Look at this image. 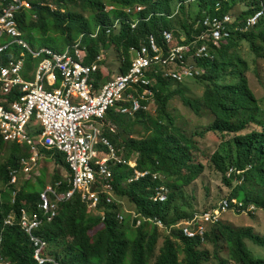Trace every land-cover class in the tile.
<instances>
[{"label":"trees","instance_id":"1","mask_svg":"<svg viewBox=\"0 0 264 264\" xmlns=\"http://www.w3.org/2000/svg\"><path fill=\"white\" fill-rule=\"evenodd\" d=\"M176 1L29 0V8L18 14L17 19L24 36L32 45L62 50L81 34L93 32L96 27L102 25H110L118 17H126L121 29L112 30L110 34H107L106 28L109 26L102 27L97 39L86 37L83 41L88 51V57L85 60L87 64H91L102 51L106 52L115 48L121 54L119 71L125 73L131 66V47H139L146 41L148 35L154 34L158 43L165 49H168L170 45H166L162 38L164 30L173 32L172 44L181 42L183 34H179L177 30L179 18L185 19L182 23L183 31L187 34L188 40H191L194 35L204 30L202 27L194 30L197 23L204 18L203 9H206L207 15L212 16L235 11L234 17L238 20L236 26L240 27L241 23L255 12L259 4V0H230V4L226 2L223 10L216 13L214 5L208 6L205 2L201 11L196 14L188 10L183 3L184 0H179L180 3L175 10ZM137 4L146 6L140 15L145 20H142L133 30L127 23L129 17L125 15L124 9ZM106 6H114L115 9L107 12ZM177 10L176 16L169 18ZM48 41H51V44H48ZM257 41L264 44V19L248 32L233 31L230 39L222 41L220 47L212 51L216 54L213 61L199 62V66L205 69V74L201 77L176 83L163 78L162 67H154L156 73H152L150 78L155 94L156 129L152 136L140 141L129 136L128 141L119 143L121 137L118 134L112 135L106 131L105 135L118 149H123L121 152L126 158L134 154L138 155V169H149L153 173L160 172L172 182H163V180L161 182L146 177L127 184L126 180L132 171L127 166H117L113 174L118 199L127 198L135 205L139 213L147 217H158L167 226L175 225L181 219H187L193 215L167 219L173 204L177 202L179 191L182 187H187L194 182L203 169V166L192 156L193 150L199 151L198 146L177 126L176 119L168 112V106L176 96H183L181 87L195 81L203 87L204 93L201 99L195 102L184 97L185 106L196 113H199L202 108L214 118V122L205 130L206 133L197 135L203 137L208 133H218L224 138L230 137L227 143L229 151L221 146L211 157L212 165L227 185L231 186L235 181L236 186L241 185L227 198H239L247 205L254 203L258 206V210H264V193L250 196L247 194L246 186H243L244 183L237 184V181H244L251 177L264 189V125L259 126L260 131L244 134L253 123V115L248 121L235 122L239 113H251L257 110L258 100L246 77L247 64L234 55L233 51L243 42L255 44ZM9 57L10 55L1 54L0 63H4ZM31 61L27 60V66L30 69ZM107 79L102 72L93 74L95 88H99ZM12 98L14 96H11ZM145 114L148 113L140 112L130 118L110 109L106 120L116 125L118 130L121 128L129 130L127 124H130V120ZM6 146L10 150L9 154L5 161H0L1 252L11 261V264H36L33 258L34 250L27 234L17 223L7 225L4 221L10 213L18 215L23 206L28 209H37L40 193L47 183L35 187L32 182L23 180L16 200L13 202L14 185L9 184L10 170L15 167L20 168L22 157L30 156L32 150L28 145L4 142L0 139V149ZM42 152H45L55 163L63 165L68 171V175L65 176L56 174L51 182L61 180L59 190L68 191L71 188V171L64 153L50 149H42ZM231 168H235L236 171L228 177ZM162 183L170 189L171 193L169 192L166 202L154 203L150 199L151 195ZM122 208L123 206L116 202L108 205L104 210L105 219L103 220L88 208L79 195H76L60 205L58 216L51 223L45 224L39 234L48 241L51 254L61 264H205L212 258L219 264H228L229 261L235 264H264V258H256L245 242L248 239L264 247V236L255 232L253 227L236 228L232 224L223 222L224 218L220 223L208 228L206 241L203 243L199 239H188L179 231L168 235L154 262H151L160 239L161 229L150 222H145L139 228L133 227L129 220L120 222L117 215ZM222 240L228 248L229 260L222 259L219 255L218 242ZM206 243L212 244L215 249L214 254L205 248ZM61 248H63V254H58L57 251Z\"/></svg>","mask_w":264,"mask_h":264},{"label":"built area","instance_id":"2","mask_svg":"<svg viewBox=\"0 0 264 264\" xmlns=\"http://www.w3.org/2000/svg\"><path fill=\"white\" fill-rule=\"evenodd\" d=\"M222 1L227 0L216 3L217 12L222 8ZM26 7H29L27 0H0V55H10L7 61L0 63V139L28 145L32 150L29 157L22 158L20 168L10 170L9 184L14 185L12 201L15 202L19 190L18 173L22 171L30 175L43 156L42 149L64 153L71 171L68 191L59 190L61 180L48 183L40 193L37 209L23 206L18 215L10 213L5 218V224L17 223L28 235L36 264H61L51 255L49 243L39 231L57 217L62 203L76 195L103 220L105 208L116 202L123 206L117 215L120 222L130 217L136 228L145 222L168 231L177 228L184 237L199 239L202 243L206 241L208 228L218 224L227 213H256L257 205H247L239 198H226L216 208L197 212L189 219L167 227L158 217H145L124 208L125 204L118 199L114 187L113 169L116 166H129L132 173L127 184L146 177L161 180L162 175L149 169H138L136 158L126 159L120 155L105 132L117 134L116 126L106 120L110 109L125 117H134L155 107L150 78L156 73L154 67H162L163 78L176 83L203 76L205 69L199 66V62L213 61L215 55L212 51L218 49L222 41L230 39L233 31L247 32L264 19V0H259L254 14L240 27L236 26L238 20L231 15H209L194 29L202 27V33L194 35L191 40L182 36L177 44H172L173 32L164 30L162 38L166 45H170L168 49L158 43L154 34L148 35L139 47H131L128 71L113 76L97 89L93 74L102 70L105 56L97 55L91 64H86L87 55L81 48V39L63 51L33 47L23 36L16 18V13ZM144 10L141 5L125 9L130 19L127 22L133 30L145 20L140 16ZM121 20L107 27V34L118 28ZM98 32L91 36L96 37ZM28 59L32 60L31 69L27 66ZM235 171L231 168L228 177ZM150 199L154 203L166 202L167 188L157 186ZM1 241L2 236L0 264H11L1 252Z\"/></svg>","mask_w":264,"mask_h":264},{"label":"rangeland","instance_id":"3","mask_svg":"<svg viewBox=\"0 0 264 264\" xmlns=\"http://www.w3.org/2000/svg\"><path fill=\"white\" fill-rule=\"evenodd\" d=\"M179 3V0L174 3L175 10L177 9ZM191 4L193 3H189L188 5ZM178 20L177 30L179 34H183L184 31L182 23L185 21V19L181 20V18H179ZM47 43L51 44V41H48ZM104 54L106 57L105 66L108 68V72H105V75L109 79L113 75H116L120 72L119 67L121 54L118 53L115 48L106 51ZM233 54L241 58V60L245 61L247 64L246 77L249 81L251 90L258 100L257 110L252 111L251 113H239L235 119V122L238 123L239 121H248L250 116L253 115V123L247 128L244 134L252 131H260L261 129L259 126L264 125V44L259 41H257L255 44L243 42L240 44L239 48L233 51ZM180 89L183 91V96L178 95L173 100H171L168 106V112L176 119L177 126L198 146L199 151L195 152L193 150L192 156L195 161H197V163L203 166V169L199 177L194 182H192L187 187H182V189L179 191L177 202L173 204L172 210L167 217L168 220L174 219L176 217L179 218V216L185 217L197 212L211 210L216 205H219L222 200L229 197L234 190L241 186H236V181L233 182L231 186L227 185L225 181H223L221 174L211 163V157L213 153H215L221 146L222 148L225 147L228 150L229 144L227 143L230 137L224 138L218 133H208L203 137L198 136V133H206L205 130L214 122V118L202 108H200L199 113H196L193 109L186 107L184 104V97L194 102L199 101L204 93L203 87L199 83L192 81L186 83ZM129 123L130 124H127L129 130L125 128L118 130V135L121 137L119 143L128 141L129 136L138 141L151 137L156 129V106L153 107L148 114L141 115L135 120H130ZM114 146L116 149H118L116 145ZM122 150V148L119 149V151ZM9 151L10 150L7 146L0 149V161L6 160ZM45 156L46 157L38 161L36 169H34L30 175L22 171L18 173V186H21L23 180H25L32 182L35 187H39L41 184L51 183L54 180L56 174H61L62 176L68 175V171L63 165L55 163L46 153ZM133 157L137 158L138 155L134 154ZM162 180L163 182L168 181L164 175H162V179L159 181L162 182ZM168 182H172V180ZM242 183H244L243 186H246L247 194L250 196H258L264 193V189L258 186L251 177L247 178V180L240 181L237 184ZM160 185H163L167 188L168 195L169 192L171 193L170 189L164 183ZM122 201L125 204L124 208L138 212L135 205L130 203L127 198L123 199ZM174 206H176L177 209ZM183 220H186V218L181 219V221ZM129 221L131 222V218ZM231 221L233 223H230ZM223 222L232 224L236 226V228L253 227L255 232L264 236V210L262 209L258 210L256 214L250 215L228 213L224 216ZM177 231L178 230H171L167 233L163 230L159 231L160 239L156 245L154 257L152 258L151 262H154L155 257H157L159 254L166 237L172 233H176ZM245 242L248 249L254 254L256 258H264V247H261L248 239H246ZM218 244V247L220 248V257L222 259L229 260V251L226 243L222 240L219 241ZM205 248H208L210 253L214 254L215 249L211 243H206ZM57 252L58 254H63V248L58 249ZM205 264H219V262L212 258L211 261ZM228 264L235 263L233 261H229Z\"/></svg>","mask_w":264,"mask_h":264},{"label":"clouds","instance_id":"4","mask_svg":"<svg viewBox=\"0 0 264 264\" xmlns=\"http://www.w3.org/2000/svg\"><path fill=\"white\" fill-rule=\"evenodd\" d=\"M27 1H29V0H27ZM220 0H213V1H207V0H184L183 1V3L184 4H186V6L187 7H190L191 5H194V6H196L197 7V11L195 12L196 14L199 12V11H201V9H202V5H204L205 4V2L206 3H208V6H210V4H213L214 6V10H215V12L216 13H220L222 10H223V8L225 7V3L226 2H230V0H227V1H222L223 3V5H222V8H221V10L220 11H216V3L217 2H219ZM189 3H193V4H191V5H188ZM195 3V4H194ZM230 4V3H229ZM28 5H29V2H28ZM138 5V4H137ZM134 6H136V5H134ZM141 6H143V5H141ZM128 7H133V6H128ZM127 7V8H128ZM145 7V9H146V6H144ZM27 8H29V7H26V8H24L23 10H21V11H19V12H17L16 13V18H18V14H20L21 12H23L24 10H26ZM113 9H115V7L114 6H106V8H105V11H111V10H113ZM126 9V8H125ZM125 9H124V12H125ZM143 12V11H142ZM141 12V13H142ZM203 15H204V18L206 17V16H209V15H207V11H206V9H203ZM178 13V10L173 14V15H171V16H169V18H173V17H175L176 16V14ZM254 14V13H253ZM125 15H127L126 14V12H125ZM225 15H231L234 19H237V18H235L234 16H235V11H231V12H228V13H226V14H224V15H218V16H225ZM194 16H196V15H194ZM210 16H212V15H210ZM36 17V16H35ZM250 17V16H249ZM203 18V19H204ZM122 19V20H121ZM125 19H126V17H118V18H116L115 20H114V22H112V24H110V25H102V26H99V27H96V29L93 31V32H91V33H88V34H81L79 37H78V39L77 40H75L72 44H74L75 42H77L78 40H80L81 39V48L82 49H84L85 50V53H86V55H87V57H88V51H87V47L86 46H84V44H83V41H84V39L87 37V38H90L91 37V39H96L97 37H98V35L96 36V37H92L91 35H93V34H95L98 30H99V32H100V29L102 28V27H106V26H109V27H111L112 25H114L115 24V22H117L118 20H121L120 21V25H119V27L118 28H116V29H121L122 28V26H123V23H124V21H125ZM248 18H246V20H247ZM128 20H130V19H128ZM246 20H244L243 21V23H245L246 22ZM202 21V20H201ZM17 22H18V19H17ZM128 23V22H127ZM129 24V23H128ZM130 25V24H129ZM139 25V24H138ZM18 26H19V23H18ZM131 26V25H130ZM20 28V27H19ZM116 29H113V30H116ZM132 29V28H131ZM242 29H244V26H242ZM21 30V29H20ZM135 30V29H134ZM22 31V30H21ZM170 31V30H169ZM250 31V30H249ZM23 32V31H22ZM99 32H98V34H99ZM164 32V31H163ZM162 32V33H163ZM248 32V31H247ZM242 33H245V32H242ZM23 36H24V32H23ZM182 36H187V34H185V33H183V35ZM181 36V37H182ZM25 37V36H24ZM26 38V37H25ZM28 41V40H27ZM29 42V41H28ZM30 43V42H29ZM31 44V43H30ZM72 44H70V45H72ZM32 45V44H31ZM33 47H38V48H41V47H47V46H41V47H39V46H34V45H32ZM69 46V45H68ZM68 46H66L64 49H62V50H55V51H63V50H65ZM48 48H51V47H48ZM51 49H53V48H51ZM54 50V49H53ZM105 51H102L100 54H103L104 56H105ZM100 54H98V55H100ZM215 55V58H216V54H214ZM87 57H86V59H87ZM96 58V57H95ZM130 58H131V54H130ZM85 59V60H86ZM95 60V59H94ZM93 60V61H94ZM85 63H86V61H85ZM87 64V63H86ZM106 65V57H105V59H104V61L101 63V66H102V70L101 71H98V72H102L104 75H105V72H108V68L105 66ZM120 69V68H119ZM97 73V72H96ZM95 73V74H96ZM120 73H122V72H119L118 74H116V75H119ZM116 75H113V76H116ZM112 76V77H113ZM107 77V76H106ZM112 77H110L109 79H107L106 81H108V80H110ZM105 81V82H106ZM104 82V83H105ZM149 113V112H148ZM130 118H133V117H130ZM116 126V125H115ZM117 130V134H118V129H116ZM109 132V131H108ZM109 133H111V132H109ZM117 134H112V135H117ZM108 137V136H107ZM111 141V140H110ZM112 142V141H111ZM113 144V143H112ZM44 150V149H43ZM117 151H118V153L120 154V155H123L124 156V154L121 152V151H119V149H117ZM45 152H43V156L40 158V159H42V158H44L45 157V154H44ZM31 155V154H30ZM29 157V156H28ZM23 158V157H22ZM124 158H126L125 156H124ZM134 157L132 156V157H130V158H126V159H133ZM39 159V160H40ZM136 162H137V158H136ZM22 165V164H21ZM119 166H125V165H119ZM37 167V166H36ZM36 167L34 168V169H36ZM117 167V166H116ZM128 168H129V166H127ZM138 168V167H137ZM130 169V168H129ZM235 169V168H234ZM114 170V169H113ZM33 172V171H32ZM157 173H160V172H157ZM161 174V173H160ZM234 174V173H233ZM162 175V174H161ZM29 178V177H28ZM151 178V177H150ZM156 181H159V180H156ZM240 181H237V183H239ZM127 183V182H126ZM132 184V183H131ZM47 185V184H46ZM18 187H20V186H18ZM44 189V188H43ZM42 189V190H43ZM160 203H163V202H160ZM247 204V203H246ZM251 204H254V203H251ZM256 205V204H255ZM258 207V206H257ZM139 213V212H138ZM230 213H235V214H241V213H236V212H230ZM58 214H59V212H58ZM141 214V213H140ZM228 214V213H227ZM141 215H143V214H141ZM244 215H246V214H244ZM250 215V214H249ZM58 216V215H57ZM144 216V215H143ZM225 216V215H224ZM224 216H223V218H224ZM101 217V216H100ZM145 217H147V216H145ZM150 217V216H149ZM222 218V219H223ZM130 219V217H126L125 218V220H129ZM189 219V218H188ZM55 220V219H54ZM53 220V221H54ZM124 220V221H125ZM187 220V219H186ZM183 221H185V220H183ZM222 221V220H221ZM220 221V222H221ZM182 222V221H181ZM219 222V223H220ZM51 223V222H50ZM179 223V222H178ZM177 223V224H178ZM48 224V223H47ZM144 224V223H143ZM142 224V225H143ZM153 224V223H152ZM165 224V223H164ZM132 225V224H131ZM141 225V226H142ZM155 225V224H154ZM166 225V224H165ZM176 225V224H175ZM133 227H135L134 225H132ZM167 226V225H166ZM171 226H174V225H171ZM214 226V225H213ZM167 227H170V226H167ZM136 228V227H135ZM137 228H139V227H137ZM168 229V228H167ZM161 230H163V231H166V232H168V230H164V229H161ZM171 230H178L179 231V229H177V228H174V229H170V231ZM180 232V231H179ZM181 233V232H180ZM26 234V233H25ZM28 236V235H27ZM48 242V241H47ZM49 249L51 250V247H50V245H49ZM51 252V251H50ZM52 255V254H51ZM33 258H34V253H33ZM57 259V258H56Z\"/></svg>","mask_w":264,"mask_h":264},{"label":"crops","instance_id":"5","mask_svg":"<svg viewBox=\"0 0 264 264\" xmlns=\"http://www.w3.org/2000/svg\"><path fill=\"white\" fill-rule=\"evenodd\" d=\"M188 10L192 11L193 13H195L197 11V7L194 5H191L190 7H188Z\"/></svg>","mask_w":264,"mask_h":264}]
</instances>
